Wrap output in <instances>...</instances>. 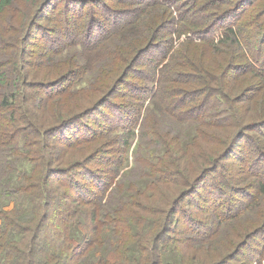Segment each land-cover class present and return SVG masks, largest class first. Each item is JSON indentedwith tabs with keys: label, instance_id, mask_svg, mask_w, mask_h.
<instances>
[{
	"label": "trees",
	"instance_id": "1",
	"mask_svg": "<svg viewBox=\"0 0 264 264\" xmlns=\"http://www.w3.org/2000/svg\"><path fill=\"white\" fill-rule=\"evenodd\" d=\"M191 2L197 12L175 17L180 32L220 34L172 51L168 8ZM239 2L246 6L221 13L203 0H0V19L18 3L34 12L2 33H20L14 41H0V264H163V247L198 251L256 208L264 199V145L256 139L264 121L238 104L248 89H264V50L237 28L255 0ZM30 43L39 49L35 74L26 64ZM202 45L218 52L217 70L206 68ZM48 55L59 70L38 81V71L53 67ZM250 77L259 83L233 96ZM114 114L123 120L113 126L106 119ZM146 119L148 129L138 127ZM189 129L194 136H184ZM147 149L161 154L142 156ZM159 195L167 197L162 208ZM223 254L212 264L241 254L245 264H263L264 221Z\"/></svg>",
	"mask_w": 264,
	"mask_h": 264
},
{
	"label": "rangeland",
	"instance_id": "2",
	"mask_svg": "<svg viewBox=\"0 0 264 264\" xmlns=\"http://www.w3.org/2000/svg\"><path fill=\"white\" fill-rule=\"evenodd\" d=\"M204 2H205L204 8L207 7V9H208V8L215 7V8H218L221 13L226 12L230 9L231 10L233 9L231 11L233 13L234 11L239 10L242 6H246V2H239V3L235 4L237 2V0L234 1L233 5L230 3V0H203V3ZM255 2L256 3H253L251 5L252 9H250V11L252 10V12H251V15L248 17V20H244V22H242L240 25H238L237 28L239 29V31L240 30L242 31V37L247 42L249 41L252 43V46L260 47V49L264 50V39L261 42L262 47L260 45V42L258 43V40L260 39V37L263 34L262 31L264 30V0H255ZM194 5H195V2L188 3L187 5H185L184 11H176V13L173 12L174 10L172 8H168V11H171L173 16H171V15H167V16L174 18V24L176 25V33H175V35H173V37L171 36V38L168 40V44H167V45H170V48L172 51L176 50L177 47L180 44H183L184 42H193V43L199 44V42L202 39H205V38H214L215 39L220 34L218 31L213 32V33L208 34V35H201V34L198 35L197 33L192 34V33H188L187 31L182 32V33L180 32L181 30L179 29V23H178V19L180 17V12L182 13V12L188 11V12H190L189 16H191L193 14V12L198 11L197 9H195L193 7ZM179 6H181V5H179ZM179 6H175V10H177V8ZM253 6H255V7L253 8ZM207 9H202L201 11H207ZM33 13L34 12H32L30 10L29 4H26V3H18L15 6H13L11 9L7 10L6 13L4 14V16L0 19V41H2V38H7L10 41H14L15 38L18 35H20V33H18V32L6 33V34H2V33L6 32L8 30V26H9V28L12 26L11 23L19 22L20 20H22L24 15H27L30 18ZM237 13H239V12H237ZM49 14H50V12H48V15ZM234 16H235V18H237L239 16V14L234 15ZM175 17H177L178 19H175ZM233 20H235V21H233ZM239 20H240L239 18L232 19L231 22L236 23ZM188 21H189V19H188ZM183 25H185V24H183ZM41 26H43V24ZM38 37H39V34L36 33L35 37H34L35 40ZM220 39L221 38H218V41ZM215 41H217V39ZM33 44H36V43H33ZM33 44L30 43L27 47L29 50L27 49L28 51H27V57H26V62H27L26 64H28L27 70L30 72V74H35L38 70V68H36V67L38 66V64H40L39 61L36 60V56L38 55L37 52L39 51V49H37L36 51H35V49H32L34 47ZM215 46H218V45L215 44ZM202 48L205 51L204 59L206 61V68L208 70H217L221 64L220 60L218 59V58H220L218 52L213 53L214 49H212L211 51L205 50L206 48H208V46H206V45H202ZM78 50L79 49L77 47L70 49L69 52H67L66 54L62 55L59 58L63 59V60L65 58L68 59L69 57H71V55L74 52L77 53ZM75 53H74V55H75ZM100 61L106 62V58L102 55L100 57ZM79 62L81 64V61H79ZM93 62L95 63V61H93ZM45 64H46V66L52 65L53 67H52V69H47L45 71L44 75H42V74L40 75L39 71H38V77H39L38 81L48 82L50 79L53 78V76L55 74L53 71V70H55L54 68L56 67L57 68L56 70L57 71L59 70L58 69L59 64H58V58L57 57H52L51 55H48L46 58ZM92 66H94V65H92ZM100 68H102L101 65H100ZM51 70L53 73L50 75L49 72ZM90 79H91V75H86L81 80L80 84L76 87V89L78 91L81 89H85L86 85L88 84ZM251 83H252V85H255V84L259 83V81H253L251 79V77L249 80L247 78L241 79V81L238 83V90L233 93V96L239 95L240 92L242 91V88L244 90H246L247 88H250ZM245 93H247V97L241 103L238 104V107H240L248 115V117L251 116V120H255L256 122L264 121V89L262 91H257V90L254 91L252 89H248L247 91H245ZM145 108H147V110H149V109H151V106L146 104ZM154 109H155V107L153 108V110ZM102 110H100V111H102ZM108 113H109V109H108V112L105 114L108 116ZM120 115L121 114H117V115L114 114L113 116H110L106 120H109L112 123V125L114 126L123 120V119H121ZM101 116H102V119L104 120L105 119L104 112L103 113L101 112ZM98 117H100V116H98ZM88 120L91 121L92 117H90ZM158 120L161 122V126H164V118L159 116ZM142 125H143V129H148V127L150 125L149 120L146 119L143 123H141V121H140L138 124V127H140ZM138 131H139V129H138ZM183 133H184V136H186V137L194 136V131L192 129L185 130ZM256 139L261 141L262 144L264 145V135H260L257 133ZM135 141H136V137L130 143L131 145H130L129 151L126 155L127 156V162L125 163V165L122 168V173L126 177H129L132 174L134 157L137 156V152L139 150L137 142H135ZM245 145H247V143L242 142L241 145L238 146V149L240 147L244 148ZM148 154H151L153 156L155 155V157H157L161 154V152H154L152 149H147V150L142 151V156L144 155L146 157ZM108 157L112 158V154L110 153L108 155ZM236 166H237V168H239V170H242V169H240L241 168L240 167V161L237 160ZM96 172H98V173H94V174L96 176L101 177V174L99 173L98 169H96ZM138 182H140V181H138ZM201 196H203V192H201ZM156 197H158V196H156ZM206 197H208V196H206ZM166 198H162L161 195H159L158 199L155 202V206L158 208H162L164 206ZM195 199L197 200V198H195ZM185 206L186 205H184V207L182 206L181 208L186 209L187 207H185ZM262 221H264V199H262L261 202L258 205H256V208L252 212L246 213L244 215V217L241 218L240 220L236 221L233 224V226L224 227L222 232L218 235V237L215 240L208 242L206 244H202L198 251H195L192 248V249H189L188 251H186V254H185V253L181 252V247H182L181 244H179L180 246L177 247L178 248L177 251H172L170 248L171 246L166 247V248L163 247L162 253H161V261L163 264H199L200 262H206V261H207V264H212V263H214L213 260L218 258L220 256V254L223 253V251H224L223 256H225L230 251H232L234 246L240 241L241 236L244 232H248L249 230L254 228L257 224H259V222H262ZM180 237H181V235H179V234H177V235L176 234H173V235L169 234L167 238H172L173 240H178ZM245 256L246 255L241 254L236 259H234L231 263L228 262V264H245V261H246ZM254 261L255 260H252V262L249 264H257V262H254Z\"/></svg>",
	"mask_w": 264,
	"mask_h": 264
}]
</instances>
